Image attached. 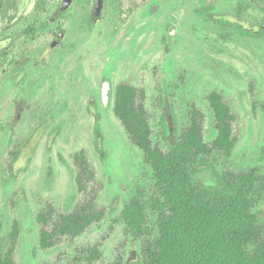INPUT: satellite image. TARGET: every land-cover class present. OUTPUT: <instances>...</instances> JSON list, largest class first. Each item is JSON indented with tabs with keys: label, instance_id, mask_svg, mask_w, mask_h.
Here are the masks:
<instances>
[{
	"label": "rangeland",
	"instance_id": "374dc122",
	"mask_svg": "<svg viewBox=\"0 0 264 264\" xmlns=\"http://www.w3.org/2000/svg\"><path fill=\"white\" fill-rule=\"evenodd\" d=\"M61 1L0 0V256L13 264H112L135 249V264L160 235L157 213L148 205L144 233L135 236L122 210L138 190L146 201L155 194L153 171L113 114L95 148L89 96L104 75L144 89L152 140L167 151L189 125L192 103L212 144L208 95L218 91L234 114V143L230 154L215 150L194 165L198 179L263 173L264 30L246 35L229 23L259 31L264 0H217L208 18L197 13L201 0H106L97 22L94 1L75 0L51 22ZM81 151L90 173L75 159ZM83 210L97 217L82 233L49 236L55 223ZM253 212L264 238V194Z\"/></svg>",
	"mask_w": 264,
	"mask_h": 264
},
{
	"label": "trees",
	"instance_id": "16d2710c",
	"mask_svg": "<svg viewBox=\"0 0 264 264\" xmlns=\"http://www.w3.org/2000/svg\"><path fill=\"white\" fill-rule=\"evenodd\" d=\"M236 26L250 33L240 25ZM145 98L144 89L122 83L116 90L114 105L116 116L152 168L155 187L150 200L146 201L143 191L138 190L122 210L125 228L135 236L144 233L148 205L157 213L160 235L147 244L142 259L133 263L264 264V238L258 216L253 212L258 197L264 194V172L260 173L256 168L224 171L215 184H205L194 171V165L207 160L215 150L231 153L234 114L222 94L212 91L208 95L217 129L212 144L204 139L205 115L192 103L189 125L169 143L167 151L152 140ZM163 123L165 128L169 125L167 132L171 134L169 122L163 118ZM14 158L17 159L16 154ZM77 160L84 171L91 172L83 157L77 156ZM48 210L51 212L52 207ZM96 217L87 210L74 213L55 223L49 236L75 237ZM38 218L47 220L44 215ZM45 235L44 231L43 239ZM251 245L254 246L252 251ZM91 256L97 259L100 254L92 250ZM0 264L13 262L0 256ZM112 264L127 263L116 261Z\"/></svg>",
	"mask_w": 264,
	"mask_h": 264
},
{
	"label": "flooded vegetation",
	"instance_id": "af4514ba",
	"mask_svg": "<svg viewBox=\"0 0 264 264\" xmlns=\"http://www.w3.org/2000/svg\"><path fill=\"white\" fill-rule=\"evenodd\" d=\"M62 1H61L60 5H59V8H58V11H57L56 15H54V16H52L50 18L51 22H55L56 19L58 18V16H60L62 13H64L68 9H70L71 5L75 2V0H72L70 6L66 10H60V6L62 4ZM93 1L94 2H93L92 14H91V22H97V21H99V20H101V19H103L105 17V15H104L105 14L104 9H105L106 0H103V5H102V8H101L99 14L96 13V4H97L98 0H93ZM216 1L217 0H214L209 5H206V0H201V9L197 10V13L199 15L203 16L204 18H208L207 13L212 9V7H213V5L215 4ZM204 6L206 7V9H204L205 8ZM226 22H227L226 20H222V23H226ZM229 24H232L236 28H238L236 26V24L237 25H240L239 23H229ZM242 28L245 29V30L250 31V33L249 32H246V31L243 32V31H241L238 28V30L240 32H242V33H244L246 35H257V34H259V32H261V31L264 30V27L261 28L259 31L254 30V29H248V28H245V27H242ZM60 36L63 37L64 36V33H61ZM59 39H60L59 37H56L53 40V42L50 44V47L52 49L58 44ZM53 43H55L54 46H52ZM120 84H122V83H119L117 85H113V83L111 81V77H109L108 75L102 76L101 77V80H100V83H99L98 90L97 91H93L92 94L89 96V99L87 101L86 109L88 111V114L93 119V142H94V146H95L96 149L99 148L98 147V143L99 144L100 143H103L104 144V137L105 136H104L103 122H104L105 118L111 120V118L113 117V115L116 116V114L114 112L115 94H116V90H117V88H118V86ZM125 84H128V83H125ZM105 85H108L107 91H104ZM100 152H101L102 157H104L105 154H106V148L105 147L103 149L101 148L100 149ZM77 156H81V157H83L86 160L83 151H81V152H79L78 154L75 155V159L78 162ZM78 164H79V162H78ZM87 164H88V161H87ZM88 169H89V167H88ZM82 171H84V170L82 169Z\"/></svg>",
	"mask_w": 264,
	"mask_h": 264
},
{
	"label": "water",
	"instance_id": "95a60500",
	"mask_svg": "<svg viewBox=\"0 0 264 264\" xmlns=\"http://www.w3.org/2000/svg\"><path fill=\"white\" fill-rule=\"evenodd\" d=\"M213 1H214V0H206V5H209V4L212 3ZM71 2H72V0H63V1H62V4H61V6H60V10H66V9L70 6ZM102 5H103V0H98V2H97V4H96V13H97V14L100 13V10H101V8H102ZM54 44H55V43H53L52 46H54ZM107 89H108V85H105V87H104V91H107ZM136 257H137V250L134 249V250H132V251L130 252V255L128 256L126 263H127V264H130V262H131L132 260L136 259Z\"/></svg>",
	"mask_w": 264,
	"mask_h": 264
}]
</instances>
